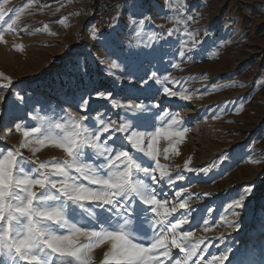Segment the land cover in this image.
<instances>
[{"label": "rangeland", "instance_id": "374dc122", "mask_svg": "<svg viewBox=\"0 0 264 264\" xmlns=\"http://www.w3.org/2000/svg\"><path fill=\"white\" fill-rule=\"evenodd\" d=\"M0 4L13 10L6 20L15 19L16 11L22 13L15 30L4 25L0 43V72L13 81L9 88L0 89V147H19L23 137L14 123L34 124L37 113L53 119L66 113L92 119L103 114L118 123L126 116L146 122L147 130H152V125L167 124L165 113L179 112L188 128L177 146L180 154L169 153L165 160L163 150L169 142L164 138L157 148L160 163L173 177L179 173L185 180L171 187L165 184L163 191L174 202L175 192L187 188L181 197L188 201L187 210L213 224L211 231L197 230L194 237L211 241V253L228 247L230 260L237 254L244 264H264V0H124L100 33L90 26L96 0H0ZM188 16L193 19L176 23ZM185 27L197 33L201 43L193 45L184 35ZM18 45H23V52L15 50ZM130 52L139 55L129 57ZM85 68L86 73L81 71ZM165 86L186 89L192 98L166 97ZM99 91L112 93L122 104H141L148 111L113 108L111 100L95 97ZM17 92L23 103L15 100ZM87 94L92 98L85 112L78 101ZM22 152L33 159L28 150ZM225 153L229 159L219 160ZM35 159L66 156L47 147ZM189 160L188 167L197 171L185 170ZM205 168L207 174L199 171ZM249 187L252 191L245 196L244 207L237 210L240 227L234 230L227 226L233 219L227 205ZM184 211L178 209L175 215ZM107 250L108 245L94 250L96 264Z\"/></svg>", "mask_w": 264, "mask_h": 264}, {"label": "snow or ice", "instance_id": "6c2138e0", "mask_svg": "<svg viewBox=\"0 0 264 264\" xmlns=\"http://www.w3.org/2000/svg\"><path fill=\"white\" fill-rule=\"evenodd\" d=\"M11 11L0 4V22H3L0 43L4 42V25L13 31L21 20L20 11H16L15 19L6 20ZM144 19L139 23L143 24ZM192 19L188 16L183 21L176 19V23ZM47 27L43 26L45 32ZM168 35L172 36L173 30ZM184 35L191 38L193 45L201 43L196 39L197 33L189 32L186 27ZM92 38L96 39L94 33ZM15 50L23 52V45ZM179 55L183 58L185 52ZM111 67L116 68L117 64ZM81 71L86 73L87 69ZM155 76L152 73L150 78ZM12 83L11 77L0 72V89H7ZM162 92L166 97H178L182 101L192 98L183 88L173 90L165 86ZM95 97L111 100L113 108L133 113L148 111L141 104H122L110 92L99 91ZM91 98V94L82 95L79 109L86 112ZM15 100L23 103L24 97L17 92ZM165 115L167 124L152 125V130H147L146 122L122 116L118 123L103 114L92 119L88 115L77 118L66 113L53 119L37 113L34 124L14 123L16 132L23 137L19 147L14 150L0 147V264H96L94 250L103 245H108V250L100 264H225L226 261L244 264L237 254L229 259L230 248L211 253V241L206 243V237L194 239L197 230L209 232L213 224L187 210V199H181L187 188L175 192L174 202L163 191V185L171 187L185 180V176L178 173L173 177L167 166L160 163L159 140L164 138L169 142V147L163 150V158L168 160L169 153L180 154L177 146L188 132L179 112ZM4 127L10 130L8 124ZM47 147L62 150L66 159H35ZM24 149L33 159L24 156ZM218 159L229 157L225 153ZM189 163L190 160L185 162V170L197 171L188 167ZM199 171L207 174L208 169ZM251 191L250 187L246 188L227 205L233 217L227 221L228 227L239 229L237 210L244 207L245 196ZM178 209L185 211L175 215ZM174 249L178 250L175 254Z\"/></svg>", "mask_w": 264, "mask_h": 264}, {"label": "built area", "instance_id": "2783aa9c", "mask_svg": "<svg viewBox=\"0 0 264 264\" xmlns=\"http://www.w3.org/2000/svg\"><path fill=\"white\" fill-rule=\"evenodd\" d=\"M118 7L119 4L115 0H96L94 16L90 19V26L93 31L96 33L105 31Z\"/></svg>", "mask_w": 264, "mask_h": 264}, {"label": "trees", "instance_id": "16d2710c", "mask_svg": "<svg viewBox=\"0 0 264 264\" xmlns=\"http://www.w3.org/2000/svg\"><path fill=\"white\" fill-rule=\"evenodd\" d=\"M115 1H117L118 2V4H119V7H120V5L124 2V0H115ZM119 7L117 8V10H116V12H115V14H117L118 13V9H119Z\"/></svg>", "mask_w": 264, "mask_h": 264}, {"label": "bare ground", "instance_id": "6f19581e", "mask_svg": "<svg viewBox=\"0 0 264 264\" xmlns=\"http://www.w3.org/2000/svg\"><path fill=\"white\" fill-rule=\"evenodd\" d=\"M125 27H126V26H125ZM257 232L260 233V234H262V229H261V228H258V229H257Z\"/></svg>", "mask_w": 264, "mask_h": 264}]
</instances>
